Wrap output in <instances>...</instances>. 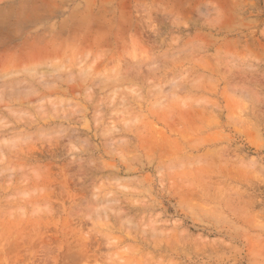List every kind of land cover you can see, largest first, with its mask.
Returning <instances> with one entry per match:
<instances>
[{"label":"rangeland","instance_id":"1","mask_svg":"<svg viewBox=\"0 0 264 264\" xmlns=\"http://www.w3.org/2000/svg\"><path fill=\"white\" fill-rule=\"evenodd\" d=\"M0 264H264V0H0Z\"/></svg>","mask_w":264,"mask_h":264},{"label":"clouds","instance_id":"2","mask_svg":"<svg viewBox=\"0 0 264 264\" xmlns=\"http://www.w3.org/2000/svg\"><path fill=\"white\" fill-rule=\"evenodd\" d=\"M215 15L218 16V17H221V16H226L227 13H221V12H219V11L217 10V12L215 13Z\"/></svg>","mask_w":264,"mask_h":264}]
</instances>
